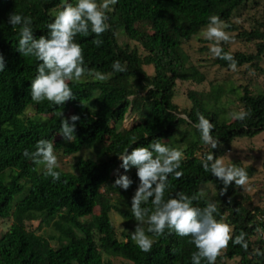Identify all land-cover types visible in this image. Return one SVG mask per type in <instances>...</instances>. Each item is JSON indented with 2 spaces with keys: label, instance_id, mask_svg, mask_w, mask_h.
I'll return each instance as SVG.
<instances>
[{
  "label": "trees",
  "instance_id": "1",
  "mask_svg": "<svg viewBox=\"0 0 264 264\" xmlns=\"http://www.w3.org/2000/svg\"><path fill=\"white\" fill-rule=\"evenodd\" d=\"M248 1L118 0L114 11L108 13V31L99 37L91 32L75 37L83 49L85 67L110 75V79L100 82L86 75L81 82H69L74 99L56 106L47 100H31V81L39 61L17 51L19 26L13 28L8 18L13 12L30 17L33 36L38 39L48 35L47 25L55 17L52 12L61 10L65 0H0V55L5 62V70L0 72V220L10 219L8 227L0 232V264H111L102 253L124 259L123 264H191L196 249L190 237L168 235L166 231L157 238L152 251L145 253L132 241L133 231L123 229L118 238L109 217V212L117 213L125 227L136 222L130 207L139 179L135 168L125 173L117 155L126 148L130 152L134 147H148L157 139L185 154L179 169L184 175L180 179L169 176L165 198L179 191L191 195L208 182L217 191L215 200L220 203L217 219L222 217L231 224L234 236L241 231L247 233L248 250L230 242L216 264L233 258H237V264H264V256L255 255L257 249L264 252V207H249L234 182L219 195L222 181L201 166L206 152L218 158V147L229 145L235 138H251L260 132L264 137V91L249 82L237 84L226 79L208 82L207 90H186V108L172 101L176 80L193 84L205 80L183 47L191 39L198 41L199 53L211 56V65L230 68L228 61L212 56L205 45L208 40L199 35L212 15L230 25L225 31L231 39L252 42L250 52L230 51L228 43L221 47L232 53L237 67H252L264 79V67L260 65L264 18L248 28L231 20L233 12ZM67 2L75 4L76 0ZM136 22H146L149 30L136 28ZM117 31L138 46L119 44ZM95 39L103 43L97 47L92 42ZM117 60L126 65L127 71H113L112 64ZM147 66L150 73L144 69ZM232 102L237 103L236 111H250L249 118L233 120L227 113ZM128 109L136 114L138 122L128 129L119 128ZM58 112L62 117H57ZM197 113L214 124L211 132L220 141L217 148L208 149L200 139L194 127ZM74 114L80 119L76 122V138L69 142L59 134L60 120ZM41 138L53 141L54 151L61 155L91 148L94 156H75L72 170L58 167L61 177L53 182L44 175V168L23 155L25 149L34 151ZM133 138L136 141L132 143ZM241 167H246L248 175L253 171L249 166ZM115 169L118 173L112 174ZM120 174L133 181L127 191L113 186ZM18 194L21 196L11 203ZM199 206L204 207V203ZM30 221H37L35 228L26 226ZM42 223L51 227L52 235L36 232Z\"/></svg>",
  "mask_w": 264,
  "mask_h": 264
},
{
  "label": "clouds",
  "instance_id": "2",
  "mask_svg": "<svg viewBox=\"0 0 264 264\" xmlns=\"http://www.w3.org/2000/svg\"><path fill=\"white\" fill-rule=\"evenodd\" d=\"M117 3L118 0H76L73 4L65 0L61 10L47 25L48 35H41L38 39L33 36L30 17L14 12L9 15L8 23L13 28L19 26L17 51L23 57H34L39 61L37 73L31 81L32 101L42 103L47 100L52 105L63 106L67 101L74 99L69 82H81L86 75L94 76L100 82L110 79V75L93 72L85 67L84 52L75 42V37L87 36L89 32L99 37L108 31L111 27L108 13L114 11L113 6ZM228 27L230 25L227 22L212 15L209 17L207 28L202 30L200 35L205 40L214 42L210 48L213 57L228 61L230 69L237 71L234 56L230 52H224L221 47L222 43L231 40L225 31ZM92 42L97 47L103 43L100 39ZM112 69L121 73L127 71L126 65L118 60L113 62ZM4 70V58L0 55V72ZM56 115L62 117L63 114L58 112ZM250 115L248 110L230 113L233 120L239 121L246 120ZM197 116L198 123L194 127L199 131L203 144L208 149L217 148L220 141L211 132L214 124L203 114L197 113ZM79 119L80 117L74 114L60 120L59 134L64 140L72 142L76 138L74 133ZM135 141L136 138H133L132 143ZM23 155L36 165H42L44 175L51 177L53 182L60 180L61 173L56 170L59 164L54 154L53 141L41 138L36 142L34 151L25 149ZM117 156L125 173L135 168L139 179L131 197L130 207L137 224L130 235L142 252H151L157 238L164 236L166 231L168 235L190 237L189 242L196 249L191 254V264H216L217 258L226 252L230 242L241 246L245 251L248 250L247 233L241 231L239 235L234 236L233 226L222 217L217 219L220 203L212 199L217 195V191L212 192L211 196L203 190L191 195L179 191L165 198L170 188L169 176L180 179L184 175L179 170L185 159L182 149L169 147L157 139L148 147H134L130 152L126 148ZM201 166L205 172H210L222 181L223 187L219 190V195H224L233 182L241 188L249 183L246 167L226 163L223 157L214 158L211 151L204 154ZM132 183L128 175L120 174L113 186L127 191ZM200 202L204 203V207L199 206ZM255 255L264 256V252L257 249Z\"/></svg>",
  "mask_w": 264,
  "mask_h": 264
},
{
  "label": "rangeland",
  "instance_id": "3",
  "mask_svg": "<svg viewBox=\"0 0 264 264\" xmlns=\"http://www.w3.org/2000/svg\"><path fill=\"white\" fill-rule=\"evenodd\" d=\"M59 10H54L52 15L55 16ZM264 18V0H249L243 6L238 8L233 12L231 20L235 24H242L244 28H248L250 25H254L255 21ZM135 27L140 30H149V26L146 22H136ZM205 27L204 29H206ZM201 34V33H200ZM199 34V35H200ZM201 36V35H200ZM116 41L119 44H128L129 46H138L134 41L128 40L120 31L116 33ZM198 41L191 39L187 44H184V49L190 55V62L205 75V80L200 84H193L190 81H180L176 80L174 84V95L172 101L176 103L179 108H186L188 102L185 98L186 90H207L208 82H225L226 79L234 80L238 83H247L252 85H257L262 91H264V79L262 74L255 71L252 67H246L244 65L237 67V71H232L230 68H218L216 65H211V56L208 53H199L197 51ZM213 41L211 43L205 42V45L211 48L213 46ZM228 43L230 51L240 50L250 52L253 50L252 42L245 41L237 38L231 39ZM139 52L142 50L139 48ZM260 65L264 67V55L260 61ZM147 73H150L151 67H144ZM237 103L232 102L227 106L228 114L237 109ZM29 112V110H28ZM229 117V116H228ZM138 122L136 114L129 109L124 114V118L119 125V128L128 129L134 126ZM206 148V147H205ZM218 149H221V153L218 152V158L223 157L226 163L240 164L241 166H249L253 169L252 173L248 175L249 183L244 188L239 187V192L242 200L250 206L264 207V137L263 133H257L251 138L241 137L233 139L229 145L219 146ZM54 154L57 156L59 168L65 171L72 170V162L74 161L75 156L81 157H93L94 153L91 148H82L73 155H61L58 151H54ZM38 168H43L42 165H39ZM118 170H113L112 174H117ZM203 190L207 193L208 196H211L214 192L211 184L205 183L200 186V191ZM21 194L16 195L11 203H14ZM215 200V196L212 197ZM95 209L93 212H96ZM109 217L111 223L115 229V234L118 238H121L120 232L124 231H134L137 222L130 223L125 227L121 217L114 212H109ZM10 219H1L0 220V232H3L9 225ZM37 221H30L26 223V226L29 229H33L37 225ZM39 234L42 235H52L53 231L51 227H48L45 224H41L40 228L36 230ZM52 246H55L54 241H50ZM103 259H108L111 264H123L124 259L118 256H109L102 253ZM220 264H237V258L233 259H222Z\"/></svg>",
  "mask_w": 264,
  "mask_h": 264
}]
</instances>
